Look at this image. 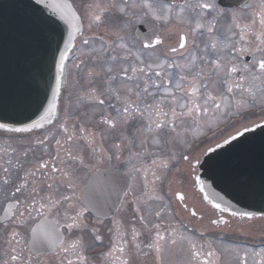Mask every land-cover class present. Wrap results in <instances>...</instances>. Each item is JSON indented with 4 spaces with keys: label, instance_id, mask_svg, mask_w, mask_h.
<instances>
[{
    "label": "snow or ice",
    "instance_id": "snow-or-ice-1",
    "mask_svg": "<svg viewBox=\"0 0 264 264\" xmlns=\"http://www.w3.org/2000/svg\"><path fill=\"white\" fill-rule=\"evenodd\" d=\"M47 7L58 12L59 19L68 27L67 41L64 49L59 52L56 64L58 75L55 76L51 101L46 108L43 103L40 104L34 115L41 109L43 113L28 126L8 128L6 124L0 123V130L22 133L42 130L46 124L53 125L54 119H58L59 98L63 80L66 79V62L75 47L76 33L83 35L84 19H87V27L92 31L111 23L106 20L109 14L119 20V24L111 30L114 40L110 42L105 38L109 35L108 32L95 37L101 41L98 49L91 47L90 39L81 41L83 45L89 46L88 59L102 62L101 72L89 70L86 73L89 82L103 73L108 88L104 91L93 88L85 95L89 102L104 106V96L107 93L120 106L109 103L108 107L115 114L101 112L96 120V124L100 126L98 128L89 127L87 123L77 124L79 115L70 117L72 131H69L68 120L59 123L58 132L62 138H56V134L50 131L49 135L33 141L42 149L34 164L27 161L28 150L22 153V157H10L0 163V188L12 184L13 173L18 176L17 182L12 184V189L7 194L9 203L6 212L14 211L11 215L0 217V225L6 231L5 242L8 245L5 253L7 259L3 264H32L31 250L27 256L24 255L25 246L31 243L38 251L37 235L42 231L53 246L60 248L66 264H88V258L84 255L83 234H90L95 241H103L104 237L97 224L87 222L90 209L97 205L83 189L77 195L79 173L94 168L92 175L95 176L101 173L100 164L111 165L115 160L118 165L126 166L132 163L134 156L140 158L141 153L137 152L124 160L121 143L112 145L114 151L103 147L107 132L137 119L147 121L145 131L152 134L151 144L159 152L150 164L140 167L133 165L127 172L122 173L119 167L103 170L110 178L113 190H123L125 197L133 191L128 183L129 177L141 185L142 191V198L138 197L130 202L133 205V216L127 224L123 219L113 221V228L109 229L111 244L107 252L102 254L103 259L107 264H137L139 255L145 254V250H151L154 264H165V253L178 243L187 242V264H216L217 253L211 244L205 251L204 246L198 245L190 236L164 225L162 221L168 206L162 205L153 210L151 203L165 200L162 194L164 180L179 164L186 165L190 174L195 173L198 166L204 167L222 155L219 150L229 151L250 142L255 137L250 135L253 133L264 137V0L250 24L234 25L239 31L233 35H238V39L230 44L221 43L219 52L217 42L204 45V52L213 57L210 60L207 56L194 54L192 48L198 47L193 39L194 33L205 27L209 33L215 30L216 25L212 21L205 25L196 20L188 31L180 27L175 45L165 43L177 30V26L193 23L191 19H186L187 13H196L199 9L202 17L204 13L211 14L217 10L216 4L208 3L207 0H198L195 4L185 0L179 11L175 10L176 5L163 3L162 0H94L87 4L83 18L70 3L53 0ZM256 17L259 18L258 26ZM138 24L146 26L147 32L141 34L137 30L134 39L139 41L141 47L134 53L135 45L130 46L127 37ZM157 46H162L163 51ZM225 50L226 57L220 54ZM83 55L85 54L82 53ZM237 55L251 56V63H236ZM176 56L186 59V63L177 64ZM130 60L133 62L129 63ZM198 60L202 66L197 64ZM84 64L85 60L81 59L75 67L79 69ZM114 68L118 70L114 71ZM205 77H215L223 86L222 91L215 94L209 91L208 85L204 83ZM117 81L120 82L119 87H113ZM200 87L204 88L203 93H200ZM149 97L154 102H149ZM81 103L83 98L77 97V110ZM257 108L260 109L258 113L255 112ZM253 115L258 118L253 119ZM189 123L193 125L190 128L191 140L188 138L189 129L186 128L183 135L177 132L179 124ZM49 140L55 141L54 154L49 151ZM141 143L147 144L148 141ZM73 145L79 147L74 148ZM169 145L171 148L166 151V146ZM177 148L181 150L177 152ZM45 156L49 158L45 159ZM205 156L207 161L202 163V157ZM193 186L199 188V192L203 193L202 199L219 213L216 218L211 219L212 225H228L230 221L225 218V213L240 220L264 219V211L259 217L252 212L236 211L216 192H206L199 175L194 176ZM86 187L89 191L92 190L90 185ZM174 195L175 200L180 202L183 210L191 217L203 219L194 207L189 208L185 203L186 196L183 192L177 191ZM117 203V211L126 206L124 200ZM37 219L40 223L30 227L31 222ZM98 223L102 224L103 221ZM25 229L32 234L31 242L24 239ZM62 230L80 235H75L74 239L65 244ZM69 257H75V260ZM261 264H264V259Z\"/></svg>",
    "mask_w": 264,
    "mask_h": 264
},
{
    "label": "flooded vegetation",
    "instance_id": "flooded-vegetation-1",
    "mask_svg": "<svg viewBox=\"0 0 264 264\" xmlns=\"http://www.w3.org/2000/svg\"><path fill=\"white\" fill-rule=\"evenodd\" d=\"M73 8L76 10L78 15H81L83 18L86 12V6L89 3L94 2V0H68ZM163 3H170L173 5H176V11H179V7L183 6L185 3V0H162ZM198 0H188V3L195 4ZM208 3H214L217 6V10L213 11L211 14L204 13L199 15L200 10L197 9L196 13H187L186 19H191L193 21L192 24H185L182 26H177V30L174 31L171 34L170 39H166V45L167 44H173L175 45L176 41L178 40V30L180 27H183L185 31H188L191 27L194 26V23L196 20H200L201 23H204L207 25V22L212 21L215 23L216 27L215 30L211 33L207 31V27H205L203 30L198 31L194 33L193 39L195 42V45L198 47L192 48V52L200 57L207 56L210 60L213 58L210 53L204 52V45L208 44L210 42H217L218 43V49L219 52V45L221 43H231L232 41L238 39V35L234 36L233 33H238V29L235 28V24H250L252 22V19L254 17V14L260 11V6L262 3V0H251L248 5L240 8H228L223 7L220 5L219 0H207ZM235 16V19L233 18ZM257 19V26H258V17ZM106 20H110L111 23H106L105 25H102L100 28L95 29V31L89 30L87 27L88 21L87 19L83 20V35L81 33H78L77 39L75 42V47L70 52V59L66 62V68H65V77L66 79L63 80L62 83V90L61 95L59 98V108L60 111L58 112V119H54L53 125H45V128L42 130H33L32 132H22V133H16L11 131H5L0 130V163H4V161H7L10 157L15 159L16 156H21L22 153L25 150H28V156L27 161L29 164L36 163L37 158L41 155V147L37 146L33 141H35L38 138H43L46 135L51 133L56 134V138H62L58 132V124L63 123L65 120H68V127L69 131H72V121L70 117H76L77 115L80 116V119L77 121V124L79 123H86L88 126L93 127H100L96 124V120L99 119V115L101 112L104 113H111L115 114L114 110L112 108H109L108 105L113 104L116 105V107H119L120 105L115 99H111L109 95L106 93L104 96V99L106 100V104L104 106H97L94 104V102H89L86 97V93L93 88H98L102 91L106 90L108 88V84L106 82V76L101 73L99 77H96L93 82H89V78L87 77L86 73L89 70H94L96 72H101V63L102 62H93L88 59L87 53L89 52V46L83 45L81 43L82 39H90L92 41L91 47L94 48H100L101 41L99 39H95V37L104 34L105 32H108L109 35L105 36L106 39L114 40L115 37L111 36V30L115 28L116 25L119 24V20L113 16L112 14H109V16L106 18ZM137 30L143 34L147 32V27L144 25H136L135 29L129 34L127 37L129 45H135L133 47V52L135 53L138 49H140L141 45L137 39H134L136 36ZM167 35V34H166ZM239 47V45H237ZM158 49L163 51L162 46H157ZM82 53L85 55L82 56ZM220 54L227 56V50L221 52ZM190 58V57H189ZM81 59L85 60V64L81 66V68L77 69L75 65L79 63ZM106 59V58H105ZM147 59V57H145ZM153 59H155V56H153ZM252 57L249 55H237L235 62L238 64L243 63H251ZM133 61H129L131 63ZM175 62L177 64H184L186 63V59H182L180 56L175 57ZM197 64L199 66H202L201 62L198 60ZM118 70V68H114V71ZM204 83L208 85V90L213 91L214 94L216 92L222 91L223 86L220 85L215 77H205ZM120 82L117 81L113 87H119ZM155 91V90H153ZM200 93L204 92V88L200 87L199 89ZM159 95V93L157 94ZM77 97L83 98V103L79 105V110H77ZM149 102L152 101L151 97L148 98ZM67 109V111H65ZM88 109H94L95 113L93 111L92 114H88ZM259 108L255 109V112H259ZM87 116V118H86ZM94 116V118H93ZM253 119H257L258 117L256 115L252 116ZM147 121L146 120H140L137 119L135 121H130L127 124H121L116 129L111 130L106 133L103 147L107 150H112V145L114 143H121L123 145V159L127 160L130 154L134 153H141L140 158L133 157L132 163L128 165H118L115 160L112 161L111 165L108 164H100L99 168L101 169V172H104L103 170L106 168H112L115 169L117 167L120 168L121 172H127L131 169L133 165L136 167H140L141 165H147L150 164L151 160L154 158H157V154L159 150L151 144V138L152 134L145 131ZM193 127L191 123L189 124H179L177 128V132L181 133L182 135L185 133V129H189L188 132V138L191 140V131L190 128ZM147 140V144L142 145V141ZM74 147V145H73ZM171 146H166V151L169 150ZM181 149L177 148L176 151L179 152ZM49 151L53 154L55 153V141L49 140ZM45 159H48V156L44 157ZM203 158V157H202ZM176 169L181 171L187 170L186 165L183 163L179 164L176 168H173L172 171ZM197 170V169H196ZM95 172V169H91V176L87 180V182H83V179H79V189L77 190V195H80V189L87 188L86 186L90 184L92 179H94L95 176L92 175V173ZM22 174V173H21ZM194 174V173H193ZM0 175H2V170H0ZM12 184L17 182L18 176L16 173H13L12 175ZM12 184H9L7 186H3L0 188V199L4 196V190L5 194L7 195L10 193L12 189ZM133 188V184L131 186ZM194 190L196 191V187H194ZM197 193V192H196ZM198 195V193H197ZM186 196V201L193 203L194 197L191 195V193ZM197 197L200 198L198 195ZM201 199V198H200ZM202 200V199H201ZM124 201H126V206L123 210L118 211L116 218L118 220L123 219V221L127 224V221L130 220L133 216L132 207L133 205L131 202V193H129L128 197H124ZM9 200L7 199L6 205H8ZM204 207H208L211 212H215L209 205H207L205 202L202 203ZM3 207V211H4ZM3 213V212H2ZM0 214V216L2 215ZM200 214V213H199ZM204 215V214H200ZM217 215H219L217 213ZM115 218V217H114ZM195 219H198L196 217H192ZM88 219H90V216H87V222ZM101 221L100 219H93ZM103 221V220H102ZM106 222V221H103ZM40 223V220H34L31 222L30 227H33L35 224ZM89 223V222H88ZM34 224V225H33ZM93 224V223H92ZM33 225V226H32ZM5 229L2 225H0V264H3V261L7 259L5 255V251L8 248L6 241V232H3ZM63 231V230H62ZM30 231L24 230L23 235L24 239L27 242L32 241V237L30 235ZM42 240L41 244L40 241H37V248L38 251L35 248V251H33V248L29 247L28 243L25 246V253L24 255L27 256L29 254V251L31 250L32 253V264H66V260L64 259L63 254L60 252L59 247L53 246L44 232L42 231ZM75 235H80V233H74L69 234L67 231H63L64 241L65 244L70 242L72 239L75 238ZM84 239V255L88 258V264H95L91 262V258L87 252V245L85 241V233L83 234ZM144 240L141 239V244L143 247ZM151 250H145V254L139 255V257L147 258L152 253H150ZM260 255H257V254ZM138 257V258H139ZM252 259L250 264H261L262 259H264V253H261L259 251H255V253L252 254ZM73 260H75V257H69ZM217 259V258H216ZM147 264V263H146ZM217 264V263H216ZM232 264V263H229ZM247 264V263H243Z\"/></svg>",
    "mask_w": 264,
    "mask_h": 264
},
{
    "label": "water",
    "instance_id": "water-1",
    "mask_svg": "<svg viewBox=\"0 0 264 264\" xmlns=\"http://www.w3.org/2000/svg\"><path fill=\"white\" fill-rule=\"evenodd\" d=\"M248 1L220 0L229 7ZM52 2L0 0V123L12 128L26 127L38 119L43 109L34 115L37 108L41 103L46 108L52 98L59 52L68 37V27L59 13L47 7ZM250 135L255 136L250 142L229 151L219 150L223 154L199 167L198 175L206 192H216L236 211L259 217L264 211V137ZM109 179L106 172L100 173L89 184L92 190L85 191L97 205L90 213L102 219L115 214L117 201L123 196V190H113Z\"/></svg>",
    "mask_w": 264,
    "mask_h": 264
},
{
    "label": "rangeland",
    "instance_id": "rangeland-1",
    "mask_svg": "<svg viewBox=\"0 0 264 264\" xmlns=\"http://www.w3.org/2000/svg\"><path fill=\"white\" fill-rule=\"evenodd\" d=\"M93 111L94 109L87 110L89 115L92 114ZM75 147H79V145H74V148ZM90 174L91 169L81 171L79 176L83 179V182H87L91 176ZM194 176L195 173L190 174L188 170L181 172L176 169L173 171L171 170L169 175L165 178L162 186V194L165 196V200L163 202H152V209L156 210L162 205H167L168 210L163 217L162 223L169 228L177 229L185 236H190L198 245H203L205 251L208 250V246L211 244L212 249L217 253V264H250L251 259L253 258L252 254L255 253L252 248L259 246L258 244L264 242V221L258 220L249 223H236L229 217L225 216V218L230 221L228 225L222 224L221 226L223 227L212 225L210 223L211 219L216 218L218 215L215 212H211L208 207H204L202 204L203 201L197 197L198 195L193 186ZM132 184L133 191L131 192V201L138 197L142 198L141 185L138 182L133 181ZM177 191L183 192L187 196L191 193L194 197V202L190 203L186 201L185 203L188 204L189 208L194 207L198 213L204 214L202 215L203 219L196 220L194 218V220L188 212L183 210L180 202L175 200L174 194ZM7 199L8 196L5 194L4 190V196L0 199V210L3 209ZM114 220L118 219L115 217L99 224L98 220L88 219L89 224H97L101 230V235L104 237L103 241H95L90 234L85 233L87 252L91 258V262L95 264H107L103 259L102 254L106 253L110 247L112 237L109 233V229L113 228ZM153 222L159 221L153 220ZM3 232L6 231L4 230ZM201 233H203V235H201ZM260 238L263 239L261 240ZM152 255L154 257L153 253ZM164 259L165 264H187L189 260L187 242L178 243L175 247L170 248L165 253ZM146 263L154 264L151 256H148L147 258L139 257L137 260V264Z\"/></svg>",
    "mask_w": 264,
    "mask_h": 264
}]
</instances>
